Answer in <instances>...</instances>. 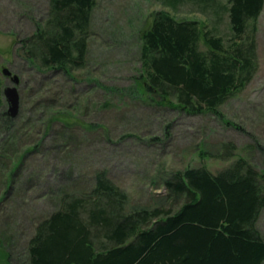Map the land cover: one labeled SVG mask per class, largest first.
I'll use <instances>...</instances> for the list:
<instances>
[{"label":"rangeland","instance_id":"rangeland-1","mask_svg":"<svg viewBox=\"0 0 264 264\" xmlns=\"http://www.w3.org/2000/svg\"><path fill=\"white\" fill-rule=\"evenodd\" d=\"M214 1L205 7L199 0H176L175 6L165 0H97L87 63L70 77L36 69L18 49L19 40L31 35L48 12L49 0H0V113L8 111L5 88L14 86V76L20 79L14 126H0V198L14 163L23 156L10 182L12 194L0 202V240H12V264H26L28 239L63 192L89 188L99 170L128 194L126 210L132 212L168 208L172 201L164 181L176 170L206 166L217 173L240 156L264 169V10L256 35L257 73L219 107L220 114H188L150 101L137 86L139 31L148 16L168 11L207 24L228 39L227 0ZM5 68L11 76L3 73ZM46 104L71 113L74 125L65 130L56 124L48 131ZM228 143L235 145L236 155L224 159ZM258 227L264 236V211Z\"/></svg>","mask_w":264,"mask_h":264},{"label":"trees","instance_id":"trees-1","mask_svg":"<svg viewBox=\"0 0 264 264\" xmlns=\"http://www.w3.org/2000/svg\"><path fill=\"white\" fill-rule=\"evenodd\" d=\"M175 1L165 3L175 6ZM199 1L205 7L215 2ZM96 6L97 0H49L48 12L19 40L18 49L36 69L72 77L87 63ZM224 10L228 39L168 11L148 16L139 31L137 86L144 96L192 115L220 114L219 107L247 87L259 67L256 35L264 0H227ZM44 108L48 131L56 124L65 130L74 125L68 111ZM14 123L6 110L0 113L1 127ZM235 149L228 143L222 158L234 157ZM22 161L23 156L14 163L0 202L12 194L11 179ZM164 187L172 201L168 208L127 212L128 194L106 170L97 171L89 188L64 191L36 224L24 252L26 264H264L258 227L264 169L240 156L217 173L206 166L176 170ZM12 245L11 239L0 240V264H12Z\"/></svg>","mask_w":264,"mask_h":264},{"label":"water","instance_id":"water-1","mask_svg":"<svg viewBox=\"0 0 264 264\" xmlns=\"http://www.w3.org/2000/svg\"><path fill=\"white\" fill-rule=\"evenodd\" d=\"M3 73L6 76H11V72L7 68L3 70ZM12 81L14 83V86L6 87L4 90V95L9 103L7 112L11 117L14 118L18 115L20 109V94L18 91V84L20 82V79L18 76H14L12 78Z\"/></svg>","mask_w":264,"mask_h":264}]
</instances>
